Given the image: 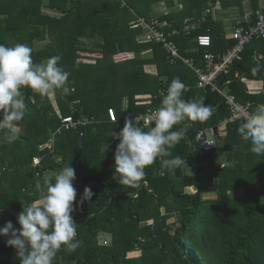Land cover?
I'll return each mask as SVG.
<instances>
[{
    "label": "trees",
    "instance_id": "trees-1",
    "mask_svg": "<svg viewBox=\"0 0 264 264\" xmlns=\"http://www.w3.org/2000/svg\"><path fill=\"white\" fill-rule=\"evenodd\" d=\"M246 1L252 5L249 19L256 21L257 14H264L261 0H0V44L29 45L36 63L60 56V65L71 79L70 93L55 94L62 116L95 122L57 136L54 151L39 152V145L49 141L61 119L49 97L23 89L27 113L18 139L0 144V227L11 221L19 228L17 216L23 205L38 198L36 184L43 187L45 180H54L64 165L71 164L67 159L77 157L78 164H71L77 182L97 181L99 186L92 190L91 200L81 204L84 190L74 185L72 215L81 245L75 252H59L54 264H264V155L250 151L251 144L238 134L240 124L230 125L225 148L230 169L223 174L217 170V176L206 183L207 168H213L219 157L204 151L196 138L200 130L229 117L228 107L219 93L197 88L196 76L184 60L171 64L163 44L139 42L144 31L131 25L139 18L150 22L153 7L161 4L167 12L159 20L174 21L179 29L185 18H199L204 9L218 4L225 11L222 15L236 25L239 20L231 13L243 11ZM201 24L193 36L209 32L211 51L221 60L235 44L227 36L224 18L211 15ZM194 37L180 35L172 40L182 55L202 63L204 51ZM42 42L47 44L38 48L36 44ZM98 52L100 58L86 57ZM125 52H131L130 60L114 61V56ZM84 58L96 63L79 61ZM146 65H154L157 75L147 72ZM176 77L191 87L183 99L204 98L205 106L215 109L206 121H188L185 137L172 149L173 156H182L189 168L173 174L156 161L146 169V185L140 189L120 185L111 177L112 153L119 143L112 132H120L126 120L147 111L148 106L136 105V95L157 93ZM242 78L264 81V39L248 45L244 60L218 79L221 88L241 103H250L254 112L264 90L250 94ZM159 104L155 100L153 106ZM109 108L116 110L118 122L110 121ZM38 154L43 161L35 169L33 158ZM190 187L196 193H188ZM102 235L108 236L110 245L99 243ZM0 264H20L4 237H0Z\"/></svg>",
    "mask_w": 264,
    "mask_h": 264
},
{
    "label": "clouds",
    "instance_id": "clouds-1",
    "mask_svg": "<svg viewBox=\"0 0 264 264\" xmlns=\"http://www.w3.org/2000/svg\"><path fill=\"white\" fill-rule=\"evenodd\" d=\"M161 7H164V9H161L162 14L166 13L167 9L165 5L161 4ZM180 9H183V5H180ZM208 9L211 12L203 20L204 12ZM155 11L156 14L150 22H147L144 18H139L131 23L132 28L136 29L139 27L144 31L143 39H139L141 43L154 42L148 40L146 28L144 25H141V21L147 24H151L154 21H159L160 24L166 22L172 24L173 27L169 28L164 26L162 28H167L171 31L172 29H179L175 27L174 21H160L159 16L161 15H157V10ZM223 13L225 11L221 9L220 4L204 9L199 18L193 17L199 20V26L194 33L200 29L202 26L201 23L204 24L208 21L211 15L217 19ZM251 15L252 13L244 18H238V20L249 18ZM233 26L234 24L230 29L231 33ZM179 30H181L180 35L194 37V33L187 35L182 32L183 29ZM203 34H209L211 36L209 32ZM198 36L193 39L196 44ZM229 39L231 38L229 37ZM176 47L182 58L188 59V57L181 54L177 44ZM212 47L201 48L198 46L204 53L205 50L212 52ZM32 52L33 49L24 43H17L11 47L0 44V114H2V119H0V144L14 143L18 139L20 122L24 120L27 113L23 89L29 88L41 97L53 96L57 91H62L64 94H68L71 91L69 86L70 73L60 65L61 57L54 55L44 62L36 63L32 58ZM166 53L168 54L170 63H175L171 61V54L167 51ZM99 55L102 56L100 53ZM216 55L218 56V54ZM87 56L93 59L96 58L89 53H87ZM125 59H131V52L121 53V57L114 56L115 62L124 61ZM84 63L96 62L88 61ZM197 63L200 64L199 62ZM148 67L152 68L148 70ZM153 67L154 65H146L145 69L147 72L157 75L156 68L153 69ZM191 70L194 71L193 69ZM253 71H256V69H253ZM196 79L198 83L197 74ZM185 90L186 84L179 77H176L172 80L168 88L164 85L157 93L150 92L135 96L136 105L148 106L147 111L139 115L136 114L134 117L126 120L124 127L118 135L112 132V137L119 140L114 155V173L118 175H114L113 173L114 176L112 175V177L120 185L127 186L131 189H140L147 183L145 180L146 169L156 161H159L162 170H167L173 174L178 169L189 168L187 161L182 156H173L172 149L185 137L190 126L187 123L188 121H206L211 117L215 109L211 104L205 106L204 98L186 101L182 98ZM161 91L167 92L162 96ZM155 100L160 102L159 106H153ZM152 108H157L151 116L152 125L149 126L147 123L140 122V116L146 114ZM59 117L62 125V119L64 117L62 114ZM118 121L119 117L117 114V121L111 122L116 123ZM94 123V121H91L89 125ZM177 126H179L178 130H174ZM58 129L49 134V141L47 143L39 145V152L45 150L54 151L57 136L67 132L64 130L58 133ZM237 131L244 142L251 144L250 151L252 153L264 155V104L257 105L255 111L245 118ZM216 139L217 137L215 138L216 148L211 151H206L198 140L197 142L204 151L216 153L218 150ZM52 140L53 145L49 146ZM41 146H43V149L40 148ZM38 158L41 159V163L36 166L35 159ZM42 161V155H36L33 158V168H40ZM43 183V187L39 182L36 184V189L39 194L38 198L26 206L23 205L22 212L18 214L17 222L20 227L15 228L11 221L7 222L3 227H0V237H4L6 245L15 250L20 264H54L59 252H75L81 245V241L77 238L78 224L74 221L72 215L76 211L74 204L76 203L77 197V190L74 185L77 186L78 183H82L77 182L75 169L71 164H66L55 174L54 180H45ZM95 183L98 184L96 186L98 187L99 182L97 181L87 184ZM92 190L89 187H85L80 200L81 204L86 200H91L93 196ZM107 239H109L108 236Z\"/></svg>",
    "mask_w": 264,
    "mask_h": 264
},
{
    "label": "built area",
    "instance_id": "built-area-1",
    "mask_svg": "<svg viewBox=\"0 0 264 264\" xmlns=\"http://www.w3.org/2000/svg\"><path fill=\"white\" fill-rule=\"evenodd\" d=\"M210 12L211 11L209 9L204 12L203 20L206 19ZM141 25H144L146 28L148 40L163 44L165 50L171 54L172 62H176L178 59H183L185 63L196 72L198 77L197 88L202 90L210 89L212 92H217L221 95L230 112V116L225 118L222 123L224 126L228 127L230 125L241 124L249 114L253 113L250 103H241L237 97L229 94L225 88H221L218 85V79L223 75L229 74L236 62H242L244 60V53L248 45H250L256 39H264V14H258L256 21L249 18L240 19L236 25L233 26L230 36L235 44L224 55L221 56L222 59L218 60V56L216 54L210 52L209 50H205L202 63L200 64H198L194 58H182L175 42L170 39L172 36L180 35L181 30L172 29V31L167 35L161 30V28L164 26L172 28V24L166 22L160 24L159 21H154L151 24H147L144 21H141ZM198 26V19L188 17L183 22L182 32L186 33L187 35H192ZM196 40L198 46L201 48L212 47L213 39L209 34L199 35ZM188 91H190V87H186L185 92ZM166 92L167 91H161V95L164 96ZM156 109L157 108L149 109L146 114L140 116L139 121L143 122L144 124L147 123L149 126H151V116ZM108 116L111 121H117V112L114 108L108 109ZM90 122L91 121L89 119L85 118L77 120L73 117H64V119H62V125L58 129V133H61L64 130H79L81 127L89 125ZM218 131L219 127L215 124L200 130L198 133L197 140L206 151H211L216 148L215 138L218 136ZM54 135L56 134L54 133ZM52 145L53 140L49 146ZM40 148L43 149V146ZM40 163V158L35 159L36 166ZM114 175L118 174L114 173ZM97 185V183H78L77 187H79L81 190H84L85 187H89L92 190Z\"/></svg>",
    "mask_w": 264,
    "mask_h": 264
},
{
    "label": "crops",
    "instance_id": "crops-1",
    "mask_svg": "<svg viewBox=\"0 0 264 264\" xmlns=\"http://www.w3.org/2000/svg\"><path fill=\"white\" fill-rule=\"evenodd\" d=\"M45 5H46V3H45ZM261 5L264 7V0H261ZM250 13H252V5L250 6L249 2L246 1L245 2V6L243 8V11L242 10L241 11L238 10L236 15H234V16L237 17V18H244V17L248 16V14H250ZM220 17L224 18L225 24L227 25V27H226V32L228 34L227 36L230 37V33L231 32L229 33L228 31L231 29V27L233 25V23H231L232 19H231V17L226 16V15H221ZM228 23H231L232 25L231 24L229 25ZM39 44H41V43H39ZM39 44H36V46L38 48L41 47V46H39ZM46 44L47 43H45L42 47H44ZM97 49H99V48H97ZM98 53L94 54V57L100 58V55ZM86 57H88V56L86 55ZM85 58L81 59L79 61L80 62H82V61L83 62H88V61L95 62L93 60H85ZM153 69H155V67H153ZM193 73L195 74L194 71H193ZM195 76H196V74H195ZM70 80L71 79H69V82H70ZM243 82L247 85V90H248V92L250 94L260 95L263 92V90H264V81L263 80L255 81V80H250V79H247V78H243ZM262 99L263 98H261V101H260L259 104H264V99L263 100ZM97 122H99V121H97ZM114 133H116L118 135L119 132L117 131V132H114ZM227 140H228V127H226V126L221 124L220 127H219L218 136H217V139H216L217 146H218V149H219V151L218 150L216 151V154L219 157L218 160L220 161V164L222 165V168L223 169L225 168L224 170L218 172V173H221V174H223V171L230 169L229 165H228V152L225 150L226 145H227ZM223 162H225V163H223ZM190 189L196 190V188H194V187H190Z\"/></svg>",
    "mask_w": 264,
    "mask_h": 264
},
{
    "label": "rangeland",
    "instance_id": "rangeland-1",
    "mask_svg": "<svg viewBox=\"0 0 264 264\" xmlns=\"http://www.w3.org/2000/svg\"><path fill=\"white\" fill-rule=\"evenodd\" d=\"M22 1V0H21ZM178 1V0H177ZM180 7V6H179ZM161 9H164V7H161L160 8V5H156V6H154V11L155 10H157V15H161L162 14V11H161ZM155 14H156V11H155ZM232 15H235L236 14V12H234V13H231ZM152 18V17H151ZM229 33H230V30L228 31ZM45 43H47V42H43V43H41V44H39V46H43ZM147 68V67H146ZM152 67H148V70H150ZM189 69V68H188ZM190 71H192L191 69H189ZM189 73H191L192 75H193V73L192 72H189ZM191 79L192 80H194V76H192L191 77ZM50 98V101H51V103H52V105H53V107H54V109L56 110V113L58 114V115H61V113H60V111H59V103H58V97H56V95H53V96H50L49 97ZM8 146H9V144H8ZM218 151H219V149H218ZM112 156L114 157V154L112 153ZM78 162H79V159L76 157L74 160L73 159H70V158H68L67 159V163H71V164H78ZM113 158H112V161H111V163H110V165L111 164H113ZM223 163H225V162H223ZM207 167H211V166H208L207 165ZM213 168H207V173H206V177L208 178L207 180H206V183H208V182H210L211 181V178H214L215 177V172L217 171V170H223V168H222V165L220 164V161L219 160H217L216 161V163L214 164V166H212ZM229 170V169H228ZM228 170H226V171H228ZM217 176V175H216ZM112 177V176H111ZM196 191L197 190H194V189H187V192L188 193H191V194H194V193H196ZM241 192H243V191H241ZM239 194H241L240 193V191L238 192ZM99 243L101 244V245H110V240L109 239H107V236H105V235H102V236H100L99 237Z\"/></svg>",
    "mask_w": 264,
    "mask_h": 264
},
{
    "label": "water",
    "instance_id": "water-1",
    "mask_svg": "<svg viewBox=\"0 0 264 264\" xmlns=\"http://www.w3.org/2000/svg\"><path fill=\"white\" fill-rule=\"evenodd\" d=\"M74 5L76 6V5H77V3H74Z\"/></svg>",
    "mask_w": 264,
    "mask_h": 264
}]
</instances>
